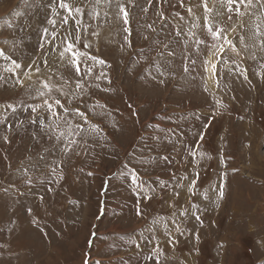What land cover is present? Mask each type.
<instances>
[{
    "label": "rangeland",
    "instance_id": "374dc122",
    "mask_svg": "<svg viewBox=\"0 0 264 264\" xmlns=\"http://www.w3.org/2000/svg\"><path fill=\"white\" fill-rule=\"evenodd\" d=\"M66 2L0 0V264H264V7Z\"/></svg>",
    "mask_w": 264,
    "mask_h": 264
},
{
    "label": "snow or ice",
    "instance_id": "6c2138e0",
    "mask_svg": "<svg viewBox=\"0 0 264 264\" xmlns=\"http://www.w3.org/2000/svg\"><path fill=\"white\" fill-rule=\"evenodd\" d=\"M97 2H99V0H97ZM107 2L110 4L111 0H107ZM129 2L131 3L132 0H129ZM217 2L220 3L221 6L223 7L224 0H217ZM256 2L258 4H260L262 7H264V0H256ZM149 3H151V0H149ZM181 3H183V0H181ZM201 4L203 5L205 13H210L212 11V9H210L208 7L207 0H197L195 7H199V6H201ZM239 4H245V0H227V5H228L227 11H228V13H231L234 11L233 5H237V7L235 8L236 13L239 15H243V13L240 12V9L238 6ZM252 4H253V0H246L245 6L247 8L248 6H251ZM58 6L60 8L65 9L69 13V15H71V13L73 11H75L77 13L81 12V9L79 7H76V8L71 7L66 2V0H59ZM117 7L119 9V13L122 14L123 23L128 24L129 23V20H128L129 14H128L126 6L123 3H120L119 0H117ZM144 10L146 11L147 9H144ZM188 13L192 16L195 15V13L193 11V6H190L188 8ZM217 14H220V13H217ZM228 19L229 20L231 19L230 15L228 16ZM68 20H69V17L65 16L63 18L62 23L67 24ZM49 22L52 23L53 25H55L54 20L49 21ZM78 22L79 21H77V23ZM153 23H155V22H153ZM192 26L197 27L198 25L193 24ZM145 27L150 29L153 32L156 31V29L153 27V24H147V25H145ZM204 27H206L207 34L212 38V40L217 41V42L223 40V42H224L222 44H218L217 46H214L213 48L209 49V53H210L209 59L204 61L205 65H210L211 75L213 77H216L217 80H219V77L217 75V65L219 64L220 61H219V59H217V60H215V62H213V57H217L218 55L225 54L226 49L224 47V44H227L229 46L228 50H230L231 52H235L237 55H239V52L236 48V45L230 39H228V37L224 34L226 31V29L224 27H220V26L213 27V24L208 21L207 16H205ZM232 30L235 31L234 28ZM125 31H127V29H125ZM45 34H47V29H45ZM176 34L179 36L181 33L178 30ZM256 34L260 35L259 25H257V33ZM192 35L195 36V33H193ZM69 36H71L72 38L71 39H68L67 37L65 38V41L63 42L65 44V46L63 47V50H60L58 52V55H59L61 60H63L66 55L70 56L68 63H69V65L75 67L76 74H77V76H79V73H80V59L79 58L84 54L75 50V45H76V42L79 40V37L73 36L71 33H69ZM53 39H55V35L53 36ZM145 39H147V37H145ZM196 42H197V44L205 43L204 40H197ZM241 42H243V38H241ZM261 43H262V45H264V41H262ZM40 47L43 48V45H41ZM57 47L59 48V46H57ZM165 47H167V45H165ZM91 59L95 60L96 58L91 57ZM99 62L104 63L103 61H99ZM44 63L47 64V61L45 60ZM12 64L14 66V69H22L23 68V65H21L20 63H17L14 60L12 61ZM184 70L187 72L188 67H185ZM9 71H13V69H9ZM35 71L39 72V68H36ZM87 71L89 74H91V71H92L91 67H88ZM205 71H209V68L206 67ZM161 75H163V73H161ZM29 79H30V77H29ZM245 79H247L246 75H245ZM17 82L21 83L20 81H17ZM54 87H55L54 84H49L45 80L43 82V89H46L47 91L45 92L44 90L38 89V93L42 97L46 96L52 92ZM76 87H78V88L81 87V85L79 84V81H77ZM205 90H207V89H205ZM43 103L47 106L48 111L52 112L53 116H56V113L54 111H52L53 105L51 103H49L47 99H45ZM55 104L61 105V101L59 99H57V100H55ZM76 115L80 116L83 119H86L85 113L81 112L79 109L76 110ZM40 123L43 124V121L41 120ZM77 127L82 128L83 126L78 125ZM5 140H7V137H5ZM75 143H76V141H71L70 142V148H71V145H74ZM194 154H195L194 152H190V155H194ZM41 159H43V157H41ZM165 159H167V158H165ZM53 171H55V169H53ZM89 174H91V173H89ZM132 181H133V183L136 182L135 174H133V176H132ZM194 183L195 182L193 181L192 186H194ZM189 190H191V188H189ZM176 195H179V193H176ZM220 197L221 198L223 197V192H220ZM147 198L151 199V197H147ZM205 198H207V197H205ZM139 214L140 213L138 211V215ZM184 214L185 213H181V215H184ZM196 219L199 220L200 218L197 216ZM177 230H179L178 227H177ZM137 247H139V245H137ZM86 264H87V262H86ZM96 264H99V261H97Z\"/></svg>",
    "mask_w": 264,
    "mask_h": 264
},
{
    "label": "bare ground",
    "instance_id": "6f19581e",
    "mask_svg": "<svg viewBox=\"0 0 264 264\" xmlns=\"http://www.w3.org/2000/svg\"><path fill=\"white\" fill-rule=\"evenodd\" d=\"M216 57H213V62H215ZM205 67L209 68V71H206V81L211 84L212 86L214 85V77L211 75V71H210V65H206Z\"/></svg>",
    "mask_w": 264,
    "mask_h": 264
},
{
    "label": "crops",
    "instance_id": "0c3cea01",
    "mask_svg": "<svg viewBox=\"0 0 264 264\" xmlns=\"http://www.w3.org/2000/svg\"><path fill=\"white\" fill-rule=\"evenodd\" d=\"M189 185H190V184H189ZM184 193H185V192L183 191V195H184ZM192 195H194V193H193V192H192ZM192 200H193V199H192ZM188 201H190V199H189Z\"/></svg>",
    "mask_w": 264,
    "mask_h": 264
}]
</instances>
